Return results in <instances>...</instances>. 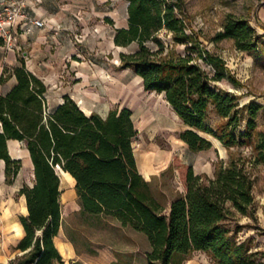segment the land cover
Listing matches in <instances>:
<instances>
[{
  "label": "trees",
  "instance_id": "16d2710c",
  "mask_svg": "<svg viewBox=\"0 0 264 264\" xmlns=\"http://www.w3.org/2000/svg\"><path fill=\"white\" fill-rule=\"evenodd\" d=\"M127 2V26L116 28L113 41L137 47L120 52L119 67L132 68L146 91L164 95L187 126L178 136L191 151L212 148L211 135L228 149L250 145L252 154L231 153L228 161L216 163L212 176L196 173L177 157L185 191L173 198L166 212L152 182L138 168L133 111L116 106L105 116L86 113L69 94L50 108L47 84L23 58L0 77V83L16 78L8 92L0 93V164L4 162L5 182L13 184L22 169V159L10 154L11 139L23 143L34 172V183L23 184L18 191L28 213L19 217L24 234L10 264L65 263L54 241L62 210L58 167L74 177L82 214L117 220L146 235L151 246L145 252L147 264H174L195 250L210 253L218 264H264L249 240L238 236L244 227L255 228L242 223L241 216L258 222L252 168L264 163V132L256 133L255 122L264 104L252 101L246 106L245 129L238 135L237 97L217 85L234 78L223 58L201 47L198 33L188 31L183 0ZM162 31L170 33L175 44L185 45V52L169 49L160 37ZM222 38L233 39L242 50L256 48L259 40L250 23L233 14L216 36ZM198 60H205L213 71ZM210 109L225 120L216 129L208 122Z\"/></svg>",
  "mask_w": 264,
  "mask_h": 264
},
{
  "label": "rangeland",
  "instance_id": "374dc122",
  "mask_svg": "<svg viewBox=\"0 0 264 264\" xmlns=\"http://www.w3.org/2000/svg\"><path fill=\"white\" fill-rule=\"evenodd\" d=\"M183 2L187 14L183 16L188 31L198 33L201 47L223 58L229 74L234 78V81L225 78L217 82V85L237 97L241 115L236 129L239 135L245 129L248 116L246 106L252 101L264 104V0ZM127 6V0H42L37 4V9L38 13L48 19V26L42 33L35 35L37 51L30 58L32 60L28 62L24 51L29 48L23 47L19 51L18 65L24 58L26 65L47 84L50 108L61 101L64 94L71 95L77 102L83 100L84 104L103 113L116 106L129 107L138 129L133 142L136 158L139 162L141 157L151 161L156 171L151 181L153 191L165 205L166 212H169L173 198L185 191L177 157L182 163L191 164L196 173L212 176L219 160L228 161L231 153L237 155L238 152L250 156L252 147L244 145L228 149L208 135L213 141L212 148L191 151L179 139L178 133L187 126L164 95L146 91L141 77L132 68L119 67L120 52L137 47L135 43L128 47L117 46L113 41L116 28L127 26ZM229 14L246 19L256 30L259 37L256 48L239 49L231 38L216 40L218 32L224 30ZM160 37L169 49L185 52V45L175 44L167 31H162ZM198 62L213 71V67L205 60ZM13 68L6 65L3 71L6 69L11 72ZM224 121L210 109L208 122L212 127L216 129ZM255 122L256 133L264 132V108L258 110ZM9 151L16 152L13 155L22 158V169L13 184L8 185L1 174L3 165L0 164V264H10V260L17 255L18 251L14 247L22 230L19 217L26 214L23 208L26 205L25 197L19 196L18 191L23 184L34 183L33 165L24 145L18 141L11 142ZM252 174L253 191L257 206L260 207L263 206L260 201L264 202V163L255 165ZM61 188V202L68 228L78 245L84 249L93 245L107 250L106 253H109L112 245L122 250L118 253L123 256L124 264H147L145 252L151 246L144 233L116 227L108 218L107 221L96 219L92 221L94 226H89L74 211L78 206L75 183L65 182ZM240 219L242 223L251 224L255 228L244 227L238 234L239 239L249 240L253 251L259 252L257 258L264 259V249L254 250L256 244L264 243V227L249 217L241 216ZM101 227L112 229L111 234L103 235ZM57 245L64 251V245L58 240ZM91 255L101 257L102 253L94 249ZM174 264L218 263L210 253L195 250Z\"/></svg>",
  "mask_w": 264,
  "mask_h": 264
},
{
  "label": "crops",
  "instance_id": "0c3cea01",
  "mask_svg": "<svg viewBox=\"0 0 264 264\" xmlns=\"http://www.w3.org/2000/svg\"><path fill=\"white\" fill-rule=\"evenodd\" d=\"M29 1H31V2L33 1L34 2L35 0H29ZM41 1L42 0H40L37 3L35 2L36 5L33 8H34V11L37 13L38 16H40L42 18H45L40 13H38V9H37V4H39ZM46 21H48V19H46ZM47 26H48V23H47ZM46 28L47 27H45L43 29H40V30H35V31L31 32V33L21 34L20 38H19V47L17 49H15V50H8L3 45V43L0 44V77H1V75L3 73V68H5L6 65L9 66V67H15V66L18 65V62H19V60H18L19 51L21 49H23V47H28L29 48V50H25L24 51V54H25L26 58L28 59V62L30 60H32L30 58L33 57L36 54L35 51H37V39L35 38V35L38 34V32L42 33L44 30H46ZM27 67H28L29 70H31L29 68V65ZM32 72H34V71H32ZM15 83H16L15 76L14 75L10 76V78L8 80H6L3 83H0V93L8 92L13 87V85ZM61 101L57 102L56 105H58ZM78 104L81 106V108L86 113H91L92 111H96V112L100 113L103 116L107 115L108 111L111 109V108H108V109L104 110V113H103V112H100L99 110H95V109L91 108L87 104H84V101H83L84 108L82 107L80 102H78ZM15 141H18V140H13V139L9 140L8 146L10 145L11 142L14 143ZM18 142L22 143L20 141H18ZM10 154L14 158H21L18 155H13V154H16V152H14V153L10 152ZM140 161L141 162H139V160H137V164H138V168H139L140 173L147 180L152 181V177H154L156 175L155 174L156 171L154 170L153 165L151 164V161L144 160V159H142V157H141ZM1 163L3 165L2 168H1L2 169L1 174H2V176L4 178V180H5L4 162H1ZM8 185H11V184H8ZM260 203L263 204V206L258 207L257 216H258V221H259L260 225L262 227H264V202L260 201ZM74 211H75L76 216L81 217L89 226H94L92 224V221H94L96 219H100V220L102 219L104 221H107V218H105L103 216L96 217V216H89V215L82 214L81 213V207H80L79 204H78L77 208H75ZM67 217H68V214H67ZM108 221H110V223L116 225V227H119L121 229H131L129 227H123L120 224V222H118L117 220H113V219L110 220L108 218ZM100 229H101L100 232H102L103 235H110L111 231H112V229H107L105 227H104V229L102 227ZM22 230H23V228H22ZM78 231L82 232L81 230H78ZM23 234H24V231H23ZM23 234H21V236L19 238H21L23 236ZM57 240L60 241L64 245V251H62L58 247ZM243 240H245V239H243ZM54 241H55V244H56L57 248L59 249L60 253L63 256V259L65 261L64 264H124L125 263V262H122L124 260L123 256L118 253L119 251H122V250L118 249V248H114L112 245H110L109 253H106L107 250L105 251L103 249L94 247L93 245H90L87 249H84L80 245H78L76 243V241H75L74 235L73 236L71 235L70 229L68 228V220L65 217V214H64V211H63V206H62V210H61V226H60L58 235H56L54 237ZM94 249L99 250L100 253H102V256L101 257H95V256L91 255V252H93ZM113 249H115V250H113ZM258 249H264V243L263 244L258 243V244H256L254 246V250L255 251H257ZM103 254H105L107 256H103Z\"/></svg>",
  "mask_w": 264,
  "mask_h": 264
},
{
  "label": "built area",
  "instance_id": "2783aa9c",
  "mask_svg": "<svg viewBox=\"0 0 264 264\" xmlns=\"http://www.w3.org/2000/svg\"><path fill=\"white\" fill-rule=\"evenodd\" d=\"M29 0H0V39L8 50L19 47L21 34L47 26L45 18L34 11L35 2Z\"/></svg>",
  "mask_w": 264,
  "mask_h": 264
},
{
  "label": "bare ground",
  "instance_id": "6f19581e",
  "mask_svg": "<svg viewBox=\"0 0 264 264\" xmlns=\"http://www.w3.org/2000/svg\"><path fill=\"white\" fill-rule=\"evenodd\" d=\"M80 104L82 105V107L84 108V104H83V100L80 101ZM3 162V161H2ZM59 175L61 177V183H67V182H71V183H75V179L74 177L69 173V172H66L64 170L61 169V171L59 172ZM61 184V185H62ZM24 210L26 213H28V209H27V206L24 205ZM20 233L23 234L22 230L20 229Z\"/></svg>",
  "mask_w": 264,
  "mask_h": 264
},
{
  "label": "water",
  "instance_id": "95a60500",
  "mask_svg": "<svg viewBox=\"0 0 264 264\" xmlns=\"http://www.w3.org/2000/svg\"><path fill=\"white\" fill-rule=\"evenodd\" d=\"M61 167H58V169H60ZM62 169V168H61Z\"/></svg>",
  "mask_w": 264,
  "mask_h": 264
}]
</instances>
